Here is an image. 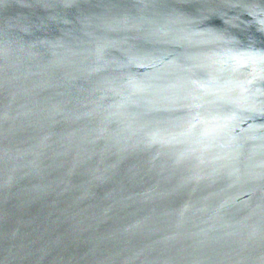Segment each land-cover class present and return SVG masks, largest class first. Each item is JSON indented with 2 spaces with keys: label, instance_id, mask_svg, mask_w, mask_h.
<instances>
[{
  "label": "water",
  "instance_id": "95a60500",
  "mask_svg": "<svg viewBox=\"0 0 264 264\" xmlns=\"http://www.w3.org/2000/svg\"><path fill=\"white\" fill-rule=\"evenodd\" d=\"M0 264H264V0H0Z\"/></svg>",
  "mask_w": 264,
  "mask_h": 264
}]
</instances>
